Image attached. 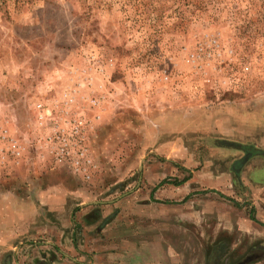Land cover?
Returning <instances> with one entry per match:
<instances>
[{
    "label": "rangeland",
    "instance_id": "374dc122",
    "mask_svg": "<svg viewBox=\"0 0 264 264\" xmlns=\"http://www.w3.org/2000/svg\"><path fill=\"white\" fill-rule=\"evenodd\" d=\"M159 168L264 218V0H0V264H264Z\"/></svg>",
    "mask_w": 264,
    "mask_h": 264
},
{
    "label": "crops",
    "instance_id": "0c3cea01",
    "mask_svg": "<svg viewBox=\"0 0 264 264\" xmlns=\"http://www.w3.org/2000/svg\"><path fill=\"white\" fill-rule=\"evenodd\" d=\"M164 158L165 159L160 162L159 165L164 162L174 161L172 158H170V156H166ZM161 169L162 168L153 169L152 174L149 176H147L145 170L143 177L139 179L138 183L142 182V184H139L140 187H138L137 192L144 193L145 198H152L154 202H157L159 204L172 202V199L174 198L180 201H185V203L188 204L186 206L187 211L185 213V219L193 223L197 224V221L194 220L197 214H212L217 219L218 228L230 230L231 228L237 227L236 229L252 235L254 237V240H264V218H261L257 215H244L243 217H240L241 213H239L235 209L229 211V213H226L224 206L226 195L222 194L224 192L220 189V185L208 192H203L204 189L200 187L202 190L199 191V188L195 187V185H198V181L195 179V173L192 178L188 179L186 182L182 184H176V182H171V178L164 179L166 177V174H164ZM147 182L149 183V186L146 184ZM197 201H199L200 205H202L201 209L200 207H197L198 209L193 207L195 206L194 203H196ZM111 215L112 214H110V216ZM107 217L105 216L103 218L102 224L107 221ZM11 230L12 234L17 233L16 229ZM121 238L122 240L125 239V237ZM56 244L59 245L58 242ZM72 245L75 247L74 244ZM63 255L65 257H71V262H73L74 264H95L94 262H81V258H76L74 256L72 257L68 254L63 253ZM257 255L258 257H260L259 255L261 254L258 253Z\"/></svg>",
    "mask_w": 264,
    "mask_h": 264
},
{
    "label": "built area",
    "instance_id": "2783aa9c",
    "mask_svg": "<svg viewBox=\"0 0 264 264\" xmlns=\"http://www.w3.org/2000/svg\"><path fill=\"white\" fill-rule=\"evenodd\" d=\"M64 141H65V139H64ZM57 154L59 156H61V157L66 156L67 154H69V149H68V143L67 142H64V144L59 147V149L57 150ZM80 154L82 155L83 152H80Z\"/></svg>",
    "mask_w": 264,
    "mask_h": 264
},
{
    "label": "water",
    "instance_id": "95a60500",
    "mask_svg": "<svg viewBox=\"0 0 264 264\" xmlns=\"http://www.w3.org/2000/svg\"><path fill=\"white\" fill-rule=\"evenodd\" d=\"M142 167V166H141Z\"/></svg>",
    "mask_w": 264,
    "mask_h": 264
}]
</instances>
